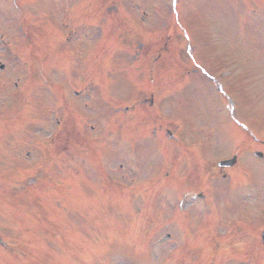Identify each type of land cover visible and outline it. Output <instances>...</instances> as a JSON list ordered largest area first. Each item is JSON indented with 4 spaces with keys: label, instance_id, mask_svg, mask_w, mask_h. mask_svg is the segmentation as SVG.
<instances>
[{
    "label": "rangeland",
    "instance_id": "1",
    "mask_svg": "<svg viewBox=\"0 0 264 264\" xmlns=\"http://www.w3.org/2000/svg\"><path fill=\"white\" fill-rule=\"evenodd\" d=\"M1 1L0 61L6 68L0 79L7 96L0 108V237L12 246L0 247V264H125L128 256H145L143 247L148 256L140 264L152 258L189 264V229L195 234L205 226L203 212L209 209V228L217 225L224 249L238 256L235 246L252 239L240 221L264 225V160L261 165L247 151L258 144L246 149L251 130L264 140V0H177L175 10L172 0H148L144 11L132 8V0H25L31 5L26 18L10 13L14 0ZM191 61L216 80L223 81L222 69L230 70L225 89L235 94L240 121L252 129L234 127L211 77L191 68ZM150 75L158 102L152 112L149 94L142 92ZM156 114L166 117L182 141L157 133L142 137L141 121ZM254 116L260 124L247 123ZM129 121L137 137L131 144L139 147L145 139L155 150L136 148L126 155L133 147L124 141ZM58 131L62 135L55 137ZM162 139L170 141L172 153L160 152ZM183 147L186 157L179 156ZM237 147L239 164L226 169L224 181L215 162ZM175 158L172 184L186 180L203 188L208 208L173 187L168 202L167 193L150 198ZM206 164L214 174L207 182L200 170ZM132 166L144 168L134 179ZM244 183L261 196L251 206L240 202L245 199L234 202L229 192ZM161 216L167 223L148 229L142 222ZM154 228L152 240H144ZM237 260L230 262L250 264Z\"/></svg>",
    "mask_w": 264,
    "mask_h": 264
}]
</instances>
